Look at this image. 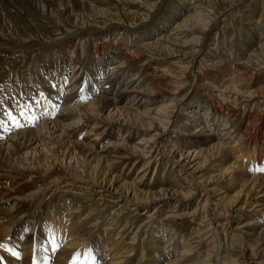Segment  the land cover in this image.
I'll return each mask as SVG.
<instances>
[{
	"label": "bare ground",
	"instance_id": "obj_1",
	"mask_svg": "<svg viewBox=\"0 0 264 264\" xmlns=\"http://www.w3.org/2000/svg\"><path fill=\"white\" fill-rule=\"evenodd\" d=\"M211 1L183 0L182 8L186 5L184 15L179 18L174 16L178 14L172 15V18L179 23L164 30L152 41H147L151 32L143 37L134 35L131 40L127 39L130 36L122 39L123 36L117 30H114L115 33H109L111 25L120 26L122 23L116 15L100 14L101 25H97L99 21L90 23L83 17H72L71 25L75 29L89 33L93 30L105 33L101 39L103 48L100 47L103 55L106 54L104 50L110 47L111 54L115 57L118 50V56L119 58L123 56L120 59L125 65L130 62L136 63L139 59L148 65L147 69L142 68L145 75L150 73L149 77L152 80L148 84L142 83L139 71L131 69L132 71H127L123 76V78H131L129 82L133 84L138 82L135 89H138L139 93L136 95L146 98V102L149 103L148 109L144 110L149 122L143 124V127L147 128L148 136L141 134V130L133 123L120 119L107 122L106 119L98 117L97 112L95 115L92 110L79 109L80 106L67 108L69 95L72 93L69 89L73 85L67 86L68 89L65 91L64 75L59 76L61 81L57 80L59 83L55 85V100H52L55 109L63 106L59 114H55V109L47 114L38 112L33 118L20 125L15 133H9L7 129L2 133L1 163L13 168L9 164L10 159L12 157L16 159L19 154L28 151L24 158L17 162L24 168L26 166L37 168L39 176L44 166H50L47 157L65 154V151L62 153L54 149L58 145H68L73 138H82L83 143L88 145L87 151H96L99 140L93 138L95 134L90 136L89 133H95L98 126L103 129L111 128V131H117L118 134L122 130H128L127 133L131 136L135 134L131 145L125 140L116 144L110 142L104 145L99 153L86 155L87 159L84 156L82 161L85 164H82L81 168L84 171L80 173L84 175L83 181L72 179L78 183L77 187L69 185L55 194H49V189L43 187L34 189L39 180L36 176L19 175L9 181L12 187L25 186L29 189L23 197L18 195L11 199L16 202L35 201L43 213V219L37 218L39 220L37 228H34L36 224L33 225L30 232L24 235V241H17L14 244L15 254L22 256L21 264H24L23 258L28 253L33 254L39 264H73V260L77 261L74 264H141L143 262V264H249V260L264 259V219L257 220L258 215H249V213L264 212L262 188L264 176L258 175L255 169L257 165L255 147L262 145L264 140L262 139L264 120L258 116L260 113L258 110L254 111L255 105L264 107V95L260 97L254 91H249L247 86L249 73H246L247 70L254 69L257 74L264 76V34L261 30L258 31L259 29H252L249 34L252 39L243 41V47L239 48L237 53L227 52L219 45V31L213 32L211 37L214 31L212 25L217 24L213 23L217 19L212 20L211 17L217 15L215 12H210L209 6L206 5L204 8V4H209ZM261 1L258 7L262 8L264 15V0ZM219 2H227V0H219ZM234 5V10H239L237 4ZM127 6L125 8L131 5L127 4ZM64 8L61 13L66 15L69 9L67 5ZM127 14L135 16V20L130 22L131 29L138 30L146 22L144 13V16L136 15L135 11ZM208 14H211L210 19ZM69 17L71 18L69 15L64 17V20L67 22ZM260 32L261 34L258 35ZM69 33L68 30L64 31L66 35ZM59 38L53 36L39 44L45 49L57 48L60 44ZM137 40L140 44L134 46ZM87 41L89 42L88 39ZM77 45L78 43L72 45V52ZM175 47H187L190 51L187 55L179 53L180 56L173 57L176 61L170 62L166 71H161L159 63L166 62L165 58L174 52L175 49L172 48ZM100 48H97V45L93 47L92 53L95 56H92V59L95 67L100 64V56L97 54ZM258 51L260 56L257 55ZM73 55V53L69 56L67 54L70 66L76 61ZM115 57L106 58V61H110L111 58L114 60ZM53 58L56 59L55 54ZM255 60L258 62L256 63ZM74 69L70 81L74 80L77 71L81 68L76 72ZM109 82L114 84L116 80L111 78ZM87 84L86 81L80 87L81 93L85 91ZM261 91L264 93V89ZM189 93H193L190 100L204 96L209 111L203 118L204 122L192 131L184 124L182 131L171 132L164 136L169 120L174 124L175 119L191 117L187 115L188 113L184 114L186 110L183 109L192 108L191 103L184 104V98L186 99ZM84 94L83 96H86L87 93ZM246 98L253 101L250 113L238 124L231 110L238 99ZM102 99V103L111 102L109 105H114V102L119 101V96L111 94ZM166 103L168 104L165 105ZM104 107L102 105L100 109ZM40 117L44 118L42 123L32 129L31 126L37 123ZM75 118L79 121L74 120ZM79 123L89 126L87 129L90 132L81 133L80 136ZM216 126L218 128L215 129ZM15 128L12 127L11 131ZM149 133L152 135L150 136ZM82 134L85 135L82 137ZM171 134L175 137H169ZM194 139L206 145L207 149L195 150L190 147ZM245 142H250L253 147L249 153L245 151L247 149L244 146ZM49 150L52 151L47 157L35 156ZM209 153H212L213 158L201 163V159ZM71 156L75 159V155ZM59 158L63 159V157ZM67 158L66 156L65 159ZM93 161L96 163L91 166ZM79 163L80 160L77 163L76 159V164ZM21 166L15 170H25ZM248 173L252 177L245 178L241 182L251 187L244 190L243 186H239L238 193H245L243 200L237 201L233 206L232 203H223L220 198L222 193L216 195L217 190L212 186L221 187L224 183H235L239 180L237 179L239 175ZM3 178L4 176H0V180ZM12 187H9L10 190ZM156 189L158 196L153 195ZM251 193L254 194L252 197H250ZM1 194L0 190V196ZM190 207L192 211L189 212ZM99 208L107 212L97 218L94 216V211ZM124 215L126 218L121 221ZM243 216L252 217V221H243L242 225L235 226L232 232L227 233L225 228L231 221H239ZM132 217L140 219L136 228L133 227L132 222H129ZM221 219H224L223 225H219ZM56 224L58 228L52 229L51 226ZM179 224H183L181 228L191 224V232L179 230ZM44 234L50 236V240L58 247L55 253L46 247L45 238L40 236ZM251 238L252 241L249 242ZM89 251L95 252L96 260L90 256ZM0 256L2 261L8 260V264L11 262L17 264L8 253L0 252ZM252 264H264V260Z\"/></svg>",
	"mask_w": 264,
	"mask_h": 264
},
{
	"label": "rangeland",
	"instance_id": "obj_2",
	"mask_svg": "<svg viewBox=\"0 0 264 264\" xmlns=\"http://www.w3.org/2000/svg\"><path fill=\"white\" fill-rule=\"evenodd\" d=\"M261 2V0H234V2L233 0H227V2L220 3L219 0H212L209 4H204V8L206 5L209 6L211 8L210 12H215L217 15L216 17H211V14H208L209 19L210 17L212 20H214V18L217 19L214 22L212 21L213 23L217 24L212 25L214 31H212L211 37L213 36V32L219 31L218 42L220 47L224 48L227 52L233 51V53H237L239 48L243 47V41H246L247 39L250 41L252 39L249 36L250 30L252 31V29H259L258 31L261 30V32L264 34V15L262 14L263 10L262 8L259 9L258 7ZM234 3L235 5L237 4L239 10H234ZM127 4L131 6H129V8H125L128 7ZM66 5L68 6L69 11L66 15H63L61 10L65 9L64 7ZM182 6L183 0H0V137L2 133L6 131V129L7 131H10L9 133H15L16 129L20 128V126L17 125H23V123H26L29 119L33 118V116H35L38 112L47 114L50 110L55 109L52 100H55V85L59 83L57 80L61 81V77H59L61 75H64L66 78L63 84L65 91L68 89L67 86L73 85L69 89L72 93L69 95L70 99L67 103L69 106H66L67 108L80 106L79 109H84V111L92 110L93 114L95 115L97 112V116L104 120L106 119L105 121L107 122L120 119L129 123H133L137 125L135 126L136 128L141 130V134L145 135V137L148 136V133H146L147 128L143 127V124L149 122V117L146 115V113H144V110L148 109L149 103L146 102V98L136 95L139 93L138 89H135V86L138 82H134L133 84V82H129L131 78H123L124 74L132 69L134 71H139V76L141 77L140 79L143 81H141L142 83L148 84V82L152 80L149 77L150 73H146L145 75L143 72V69H147L148 65L141 59L137 60L136 63L130 62L125 65L122 63V59H120L123 58V56L119 58L117 50L115 57L113 54H111L112 48L110 47H107L106 50H104L106 54L103 55L101 53L103 48L101 39L104 37L105 33L98 30H93L94 32L92 31L89 33V31L87 32L80 29H75L73 25H71V19L72 17H83L85 21H90V23H97L99 21L97 25H101L99 24L102 23L101 17H99L100 14H105L106 16L116 15V17L118 16V18L122 21L121 25L123 26L111 25L109 33H115L117 30L118 33L123 36L122 39H126L130 36L127 39L131 40L134 35L143 37V35L151 32L149 34V40H145L152 41L155 40L156 36L162 34L164 30H168L179 23V21L172 18V15L175 13L178 14V16L174 15L175 17H182L184 15L183 11L186 8V5H184L183 8ZM229 6L232 7L230 8ZM130 7L133 8L130 9ZM131 11H135L136 15H145L146 22L143 24L142 28L138 30L136 28H129V26H131L130 22L135 20V16L127 14V12ZM68 15L71 16V18L69 17L68 21L66 22L64 17H68ZM137 20L139 21L138 18ZM65 30L70 31V33L67 35L64 34ZM261 32L258 35H260ZM52 35L58 38L60 36L58 41L60 44L57 46V48H41L39 43L47 38L53 37ZM140 39L144 40V38ZM82 40L83 42H81ZM75 43H78V45L77 48H75L72 52V45ZM138 43L140 44L139 40L135 42L134 46H137ZM94 45H97V48L102 46V48H100L99 52L97 53L98 56H100V64L96 67L94 59H92V56H95L92 53ZM69 47L72 48L69 49ZM48 48L50 49L48 50ZM172 50H174V52L170 54L168 58H165L167 63H159V69H161V71H166L168 64L170 62L176 61L173 57L180 56L181 54L187 55L190 51L187 47H175L172 48ZM249 51H251V49ZM72 53L74 54L73 57L75 56L74 58L76 61L72 64V66H70L68 64L67 58ZM54 54L56 55V59L53 58ZM258 54L260 56L259 51L257 55ZM112 56L115 57V59L113 60L111 58V60L107 62L106 58H110ZM256 58L259 60L257 56ZM258 60H255V62L257 63ZM66 64L70 68H68ZM78 68L81 69L77 71ZM73 69L74 72L77 71V73L74 80L70 81L71 75L73 76ZM256 72L254 69L251 71L247 70L246 73H249V85L247 86L249 87V91H254L261 97L264 95V93L261 91L264 89V76H261ZM111 78H115L116 82L114 84H110L109 80ZM86 81L88 84L84 92L87 94L86 96H83L85 94L84 92L81 93L80 87H82L83 83ZM248 87L246 88L248 89ZM111 94L118 95L119 101H117V103L114 102V105H109L111 102L102 103V97L106 98ZM192 95L193 93H189L186 96V99L184 98V104L191 103L192 108H183L186 110L184 111V114L188 113L187 115L191 117L180 118V120L175 119L174 124L171 123L172 120H169V125L164 131V136L170 134L171 132L175 133L177 131H182L184 124L189 126V130L192 131L196 129L197 126H200L202 122H204L203 118H205L209 112L208 104L206 103L204 96L195 97L190 100ZM252 103L253 101L251 99L246 98L244 100L238 99L234 104L235 107L233 105L234 109L232 108L231 111L236 116V121L238 124H240L242 118L244 120L247 118L250 113V107L252 106ZM167 104L168 103L165 105ZM220 104L223 103L220 102ZM87 105L90 108L86 107ZM102 105L105 107L100 109ZM257 107H259V109ZM260 107L261 105H255L254 111L258 110V112H260L258 116L264 120V107ZM62 108L63 106L56 107L54 110L55 114H59L62 111ZM9 114H11L12 117H15L14 121L9 119ZM43 119L40 117V120H37V123H34L35 125L33 124L31 128L33 129V127H37V125L42 123ZM76 119L77 118L74 120ZM183 119H185V121ZM186 120L189 122H186ZM77 121H79V119H77ZM78 126H80V136L81 133L87 134L88 131L90 132V130L87 129L89 126H84L83 123H79ZM12 127L16 128L11 131ZM216 128L218 127L216 126L215 129ZM96 129L97 130L95 133L90 132V134L88 132L90 136L95 134L93 138L99 140L95 148L96 151H87L88 145L86 146L80 137L81 139L73 138L68 142V145H58V147L54 149V151H61L62 153L65 151V154L62 156L55 157L50 155L52 150L41 152L40 155L35 154V156L38 157H47L50 155V157H47L48 161L50 162V166H44L42 169L43 172L40 176L37 175V168H32L31 166H26L24 168L17 162L19 159H23L28 151L19 154L16 159H14V157L10 159L9 164L12 165L13 168L4 166V164H2L0 161V176H4V178L0 180V190L2 192L1 196L3 197L1 198L0 196V221H2V225H0V245H4V247H0V252L8 253L10 257L12 256V259L14 258L17 261V264L22 263L20 260L22 256L14 255V244L17 241H24V235L30 232V230L34 227L33 225L36 224L34 228H37L36 226L38 225V221L43 219V213L39 208L40 206L38 207V204L35 201L29 202L23 200L16 202L11 199L18 195L19 197H23L25 192H27L29 189H27L25 186H18V188L12 187L11 182L9 181H12V178H16L14 176L18 177L19 175H25V177L36 176L39 180H37V185L34 187V189L36 190L37 188L43 187V189H49V194H55L69 185H74L77 187L78 183L72 181V179L83 181L84 175H81L80 173L84 171V169H81L82 164H85L82 161L84 156L86 157L85 159H87L86 155H89L93 152L99 153L101 148L110 142L116 144L125 140L128 141V145H131L133 143V139L135 138V134L132 136L128 135V130H122L120 132L121 134H118L117 131H111V128L103 129L98 126ZM22 130L23 128L21 131ZM207 130L210 131L209 129ZM85 134H82V137ZM149 134L150 136L152 135V133ZM169 137L173 138L175 135L171 134ZM262 139H264V137ZM197 141L198 139H194V143L190 145V147L195 150L207 149L206 145L198 143ZM262 141V145H257V147H255V151H257V165L255 166V169H257L256 171L258 172V175L262 176L263 174L264 176V140ZM60 143L63 142L60 141ZM244 146L247 148L245 149L247 153L251 152L253 149L252 145H250V142H245ZM32 147H34V145ZM40 151H42V149H40ZM1 155L2 154H0V156ZM71 155H75V159ZM66 156L68 157L67 159H65ZM5 157H8V155ZM59 157H63V159ZM212 158V153H209L205 155V158L201 159V163H206ZM27 159H29V157H27ZM76 159L77 163L80 160L79 164H76ZM36 160L37 159H35V161ZM95 163L96 162L93 161L91 166H93ZM20 166L25 170H15ZM204 176L207 175L204 174ZM251 177L252 175L249 173L247 175L241 174L237 178L239 180L235 183H224L221 185V187H212L217 190L216 195L222 193L220 198L223 203H232L233 206L237 201H242L245 195V193H238L239 186H243L244 190L251 187V185L244 184L241 181L245 178L250 179ZM9 187H12V190H10ZM24 187L25 189H23ZM262 188L264 189V187ZM157 191V189L154 190L153 195L158 196L159 194ZM251 194L252 195H250V197L254 195L253 193ZM92 204L96 205L95 202H92ZM100 209L101 208L97 209V211H94V216L97 218H100V216H103L104 213L107 212V210L103 211ZM188 211H192L191 207L188 209ZM251 214H254V216L258 215L257 220L258 218L260 220L261 218L264 219V212L261 213L260 211V213L257 214L249 213V215ZM22 215H24L23 218ZM124 218H126V215L121 218V221H123ZM251 218L252 217L248 218L243 216V218L239 221L232 220L230 225L226 227L225 230L227 233H230L233 231L235 226L242 225L244 223L243 221H252ZM138 219L139 218L135 219L132 217L129 220V222H132L134 228L137 227V223L140 220ZM224 223V219H221L219 225H223ZM56 225H52V229L58 228V225ZM182 225L183 224H179V230L186 231L188 233L191 232V224H187L186 226L184 225L185 227L181 228ZM40 236L45 238L44 242L48 243H46V247L50 248L52 253H55L58 250L56 249L58 247L55 246V244L50 240V236H46V234H44V236ZM251 241L252 238L249 240V242ZM54 248L55 250H53ZM226 252L229 251L226 250ZM89 254L93 259L96 260L94 251H89ZM23 259L24 264H39L36 257L31 253H28ZM262 260L264 259L259 258L256 260H249L248 263H259ZM7 262L9 261L7 260ZM7 262L2 261L0 258V264H8ZM76 262V260L72 261L73 264Z\"/></svg>",
	"mask_w": 264,
	"mask_h": 264
},
{
	"label": "snow or ice",
	"instance_id": "obj_3",
	"mask_svg": "<svg viewBox=\"0 0 264 264\" xmlns=\"http://www.w3.org/2000/svg\"><path fill=\"white\" fill-rule=\"evenodd\" d=\"M9 119L14 121L15 117H12L11 114H9ZM17 126H20V125H17ZM0 247H4V245H0ZM53 250H55V248ZM14 255H16V254H14Z\"/></svg>",
	"mask_w": 264,
	"mask_h": 264
}]
</instances>
